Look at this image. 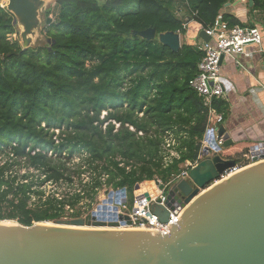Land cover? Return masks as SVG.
I'll return each mask as SVG.
<instances>
[{
  "label": "trees",
  "instance_id": "16d2710c",
  "mask_svg": "<svg viewBox=\"0 0 264 264\" xmlns=\"http://www.w3.org/2000/svg\"><path fill=\"white\" fill-rule=\"evenodd\" d=\"M2 1L0 221L30 226L83 218L102 190L168 182L185 162L197 161L208 109L189 82L202 54L186 41L174 53L132 33L185 35L189 22L207 28L217 18L243 27L221 15L237 0H55L47 44L25 51L8 39L17 30ZM246 2L264 13V0ZM211 109L224 117L227 105L214 99ZM165 133L179 152L167 167ZM62 186L72 190L58 193Z\"/></svg>",
  "mask_w": 264,
  "mask_h": 264
},
{
  "label": "water",
  "instance_id": "95a60500",
  "mask_svg": "<svg viewBox=\"0 0 264 264\" xmlns=\"http://www.w3.org/2000/svg\"><path fill=\"white\" fill-rule=\"evenodd\" d=\"M45 1L5 2L13 24L22 28L23 51L32 46L42 25ZM44 23L49 26L51 18ZM132 35L157 39L174 53L181 48L180 35L175 32L157 35L154 28H148ZM198 36L210 40L203 30ZM210 135L212 144L203 147L188 178L172 184L165 207L152 206L161 222L167 221L169 210L183 207L177 224L167 226L168 233L122 227L130 225L128 216L116 214L117 206L126 203V189L110 190L83 218L30 226L0 221V264H264V155L254 156L251 164L221 179L236 163L212 152L219 148H215L214 131ZM216 135L223 149L232 145L224 127ZM139 189L137 184L134 191ZM157 195V191L150 192L151 197ZM140 198L150 199L149 194Z\"/></svg>",
  "mask_w": 264,
  "mask_h": 264
},
{
  "label": "built area",
  "instance_id": "2783aa9c",
  "mask_svg": "<svg viewBox=\"0 0 264 264\" xmlns=\"http://www.w3.org/2000/svg\"><path fill=\"white\" fill-rule=\"evenodd\" d=\"M197 26L195 29V36L193 41L187 42L189 45L195 48L196 51L202 54V58L197 66L196 76L189 82L190 88L197 94V96L202 100L203 106L208 109V118L206 124L205 134L200 143V152L196 162L190 163L185 162L182 166V171L178 176L171 177L168 182H163L159 178H154L151 181H143L140 184V190H138L137 196L132 202L130 214H126L123 210L126 209V203H121L117 206V215H126L130 225H124L122 227L134 229V230H148L153 232L168 233V225H176L177 216L183 210V207L176 206L172 211L169 210V216L166 222H161L156 214L152 211V206L158 205L165 207L167 192L171 189L174 182L187 179L188 171L192 169L201 159V151L203 147H209L212 144V138L210 132L214 131V143L216 144L215 149L212 152L215 154L223 155V142L221 138L217 137L216 131L223 121L221 114L216 113L211 109V103L215 100H221L225 97L224 87H223V76L221 74V59L229 58L235 64H238V57L249 58L252 54L251 51H247L248 46L259 47L262 42V37L259 29L257 27H242L234 26L228 28L227 23L223 22L220 18L214 21L213 26L203 28L197 22H189L185 26L186 37L189 33V29L192 26L189 24ZM191 24V25H192ZM200 30L205 31L206 35L210 37L208 42H205L199 38L198 33ZM180 35L181 41V34ZM261 52V50H259ZM223 61V60H222ZM177 142L171 133H165L163 136L162 143V155H163V165L167 167L173 160L179 159V152L176 150ZM246 153V152H245ZM241 156L240 160L235 161L236 165L232 168L227 169L223 175L220 176L221 179L239 171L245 166L252 163V158L254 156L264 155V147H259L255 145L247 150L246 154ZM243 158V159H242ZM150 186V187H148ZM162 187V188H161ZM150 191H149V189ZM158 192L157 196L151 197L150 192ZM107 191L106 193H108ZM105 193V192H104ZM144 194H149V201L145 198L141 199L140 196ZM114 199V198H113ZM157 199L160 202L157 203Z\"/></svg>",
  "mask_w": 264,
  "mask_h": 264
},
{
  "label": "crops",
  "instance_id": "0c3cea01",
  "mask_svg": "<svg viewBox=\"0 0 264 264\" xmlns=\"http://www.w3.org/2000/svg\"><path fill=\"white\" fill-rule=\"evenodd\" d=\"M246 3L238 0L221 11V15H233L243 27H257L262 37L259 47L246 48L252 52L249 58L238 57V64L225 58L221 63L225 94L221 100L227 105L221 126L232 140V145L223 149L222 156L234 161L249 148L264 143V13L251 12ZM191 24L193 30L185 37L186 42L193 41L197 29Z\"/></svg>",
  "mask_w": 264,
  "mask_h": 264
},
{
  "label": "rangeland",
  "instance_id": "374dc122",
  "mask_svg": "<svg viewBox=\"0 0 264 264\" xmlns=\"http://www.w3.org/2000/svg\"><path fill=\"white\" fill-rule=\"evenodd\" d=\"M5 2H6V0H3L2 1V5L5 7ZM234 4V3H233ZM48 8H51L52 9V11H51V14L48 16L49 18H51V20L53 21L54 20V18H55V13L57 12V8H56V6H55V0H46L45 1V4H44V8H43V10H42V12L43 11H45L46 9H48ZM225 8H223V10H224ZM44 13V12H43ZM46 15L45 14H41V22H42V25L40 26V28H39V30H37L36 32H35V36L32 38V46H30V48L29 49H34V48H37V47H42V46H44V45H46L47 44V39H46V37H45V35H44V32H45V29L47 28V25H45V20H46ZM16 30H17V34H14V35H11V36H8L9 38V40H11V39H16V40H18V42H19V44L21 43V38H20V33L22 32V28L19 26V25H16ZM190 32H192L190 29H189V33ZM187 33V32H186ZM186 35V34H185ZM184 34H182L181 35V43L182 42H184V39H185V36ZM106 115V112H102L101 113V116H100V119H102L104 116ZM106 126V124H104L102 127L104 128ZM115 127L117 128L118 127V125H115ZM55 131V134H57L58 133V130H54ZM246 153H247V151H246ZM245 153V154H246ZM241 159V158H240ZM240 159H238V160H240ZM243 159V158H242ZM240 161H243V160H240ZM78 162V160L77 159H74L73 161H72V164H75V163H77ZM85 177V180H87V175H85L84 176ZM75 181H76V178H75ZM76 183V182H75ZM75 185H77V184H75ZM72 189H68L67 187H65V186H62V187H60L59 189H58V193L59 192H62V191H71ZM140 190V189H139ZM105 192V193H104ZM106 192L107 191H105V190H102L100 193H99V195L97 196V199H96V201H95V203L93 204V209H92V211H94L95 209H96V207L99 205V204H101V201L102 200H104V199H106L107 198V194H106ZM137 191H133V192H131V191H127L126 192V196H127V203H126V209L125 210H123L127 215L128 214H130V212H131V207H132V202H133V200H134V198L137 196V193H136ZM64 219H67V218H63V219H60V220H64ZM4 221H6V222H15V221H9V220H4ZM53 222V221H52Z\"/></svg>",
  "mask_w": 264,
  "mask_h": 264
},
{
  "label": "bare ground",
  "instance_id": "6f19581e",
  "mask_svg": "<svg viewBox=\"0 0 264 264\" xmlns=\"http://www.w3.org/2000/svg\"><path fill=\"white\" fill-rule=\"evenodd\" d=\"M148 187H150V186H148Z\"/></svg>",
  "mask_w": 264,
  "mask_h": 264
}]
</instances>
